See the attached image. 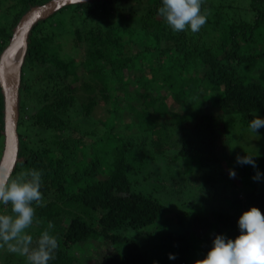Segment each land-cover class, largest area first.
I'll return each instance as SVG.
<instances>
[{
	"label": "trees",
	"instance_id": "1",
	"mask_svg": "<svg viewBox=\"0 0 264 264\" xmlns=\"http://www.w3.org/2000/svg\"><path fill=\"white\" fill-rule=\"evenodd\" d=\"M47 1L0 0V55L21 17ZM160 6L161 0L73 3L30 32L19 158L10 178L42 172V199L33 202L38 222L28 233L35 239L43 225L56 237L49 264H151L150 249L158 258L174 252L176 259L166 261L182 264L193 239L215 225L225 231L253 206L264 213V179H253L251 165H239L226 205L212 202L215 189L199 186L204 193L209 188L212 200L203 211L183 199L190 205L173 210L143 185L156 172L151 159L165 153L199 170L231 159L229 128L253 132L250 121L264 117V0H202L207 22L195 33L172 31ZM72 26L83 51L79 60L62 57L55 46ZM101 108L107 114L102 131L89 125ZM76 110L83 120H75ZM123 112L133 118H122ZM118 124L129 132L115 131ZM4 129L0 85L1 145ZM254 133L263 135L264 127ZM253 158L264 172V152ZM10 212V205H0V214ZM22 258L18 264H27Z\"/></svg>",
	"mask_w": 264,
	"mask_h": 264
},
{
	"label": "clouds",
	"instance_id": "2",
	"mask_svg": "<svg viewBox=\"0 0 264 264\" xmlns=\"http://www.w3.org/2000/svg\"><path fill=\"white\" fill-rule=\"evenodd\" d=\"M158 13L174 32L190 29L195 33L207 22L202 0H161ZM261 127L264 117L255 116L249 123L253 132L258 133ZM236 163L257 169L254 180L264 179L253 155L238 154ZM229 176L235 178V169L229 170ZM41 187L42 172L38 169L29 170L23 178L0 181V205L11 206L10 214H0V247L7 246L9 252L25 257L27 264H49L58 247L56 237L48 231L35 239L27 232L38 222L33 202L41 201ZM238 227L240 234L234 239L223 233L214 235L211 248L197 264H264V213L251 207L239 217ZM169 259L175 260L176 255L170 253Z\"/></svg>",
	"mask_w": 264,
	"mask_h": 264
},
{
	"label": "rangeland",
	"instance_id": "3",
	"mask_svg": "<svg viewBox=\"0 0 264 264\" xmlns=\"http://www.w3.org/2000/svg\"><path fill=\"white\" fill-rule=\"evenodd\" d=\"M56 42L58 43L55 46H58V50L60 52V55H62V57L69 58L71 56L72 57L76 56L78 60L82 57L83 51L77 50L75 46V33L73 31V26L65 33L58 35V39L56 40ZM153 60L155 64L160 65V62L158 61L159 60L158 53L154 55ZM258 72L259 70L255 71V73ZM139 75H140V71L135 70V79ZM74 112H75V117L74 116L73 117L75 118V120L78 119L83 120L84 116L80 113V110H76ZM120 116L129 121L133 118L130 113H125V112H123ZM106 119H107L106 111L105 109L101 108L97 110V112L94 115L95 121H91L89 119L90 120L89 125L93 126L92 127L93 129L100 128V130L102 131L103 127L102 125H100V121ZM114 130L117 132H122V131L129 132L123 127H121L120 124L115 126ZM229 132H230V141H231L230 150L233 151V156L231 159L224 158L216 165L199 170L197 169L198 167H195V164H192L190 162H185V165L183 161L173 162L171 161L169 155L165 153L163 157L157 156L154 159L153 158L151 159V161L149 162L150 163L149 169L151 171L155 170L156 172H153V175L149 178V180H143L142 178L140 181L143 180L144 187H150V188L154 187L159 197L170 207H172L173 210L174 209L180 210L190 205V204L186 205L185 202L182 201V199L186 201H190L191 204H193L194 208H196L199 211L208 209L207 202L211 203L212 201L210 200V198H208L207 195L209 193L208 191L209 188L207 191L204 190L205 191L204 193L201 189H199V186L201 187L209 186L212 190L215 189L216 196H211L213 197V199L215 198L212 202H217L219 204L222 201L220 205H226L225 203L227 202L226 200L228 198L227 196L230 195L231 192L233 191V187H234L233 184H234V180L236 179V177L231 178L229 176V170L235 169L237 174L240 165L234 161V159H236V156L238 154L245 155L251 153V155H255L256 153L264 152V134L263 135L255 134L254 132L251 131L249 132H245L242 130L240 131L239 128L235 126L230 127ZM241 144L243 145V147L242 149H239ZM4 148H5V136L2 145L0 141V162L4 152ZM157 175L159 177L167 178V181L161 179H159L158 181L155 180L159 178ZM189 176L194 179L196 184L193 181L192 182L193 185L191 186V183L188 180L190 179ZM199 178L201 179L198 180ZM202 194L204 195V197H202ZM4 213H8V211L4 209ZM37 225L39 226V224ZM219 226L220 224L215 225L212 229L209 230V232L205 235L204 238L199 237L197 239L195 238L196 240L193 239L192 247H190L189 251L185 253V257H181L182 261L186 264H194V262L197 264V261L202 260L203 259L202 257H205L207 251L212 246V239L214 235L218 233L226 234L228 237L233 239L240 234V230L238 227V220L235 222L233 221V223L230 222L229 224H227V226H224L226 229L225 231L220 230ZM39 229L41 230V232L46 231L43 225L39 226ZM170 253L172 252L170 251L164 252L162 256L158 258L156 257L157 254L154 251V249H150V254H149L150 263L170 264L168 263V261H166L167 259H169V257L165 256L166 254L169 255ZM21 262L24 263V259L22 258V256L19 255L18 253L13 254L12 252H9L7 246H5V248L3 247V249H0V264H18Z\"/></svg>",
	"mask_w": 264,
	"mask_h": 264
},
{
	"label": "water",
	"instance_id": "4",
	"mask_svg": "<svg viewBox=\"0 0 264 264\" xmlns=\"http://www.w3.org/2000/svg\"><path fill=\"white\" fill-rule=\"evenodd\" d=\"M85 1L89 0H83V2ZM73 3L79 2L78 0H49L44 4L32 6L15 26L9 44L0 55V85L5 103V148L0 162V181L10 178L19 158L20 86L30 32L39 20ZM21 46L23 49L14 69L15 71L9 72L8 66L10 65L11 56Z\"/></svg>",
	"mask_w": 264,
	"mask_h": 264
},
{
	"label": "bare ground",
	"instance_id": "5",
	"mask_svg": "<svg viewBox=\"0 0 264 264\" xmlns=\"http://www.w3.org/2000/svg\"><path fill=\"white\" fill-rule=\"evenodd\" d=\"M22 49H23L22 46L19 47L17 49V51L11 56L10 65L8 66L9 72L15 71L14 69H15V67H16V65L18 63L19 56H20V54L22 52Z\"/></svg>",
	"mask_w": 264,
	"mask_h": 264
},
{
	"label": "built area",
	"instance_id": "6",
	"mask_svg": "<svg viewBox=\"0 0 264 264\" xmlns=\"http://www.w3.org/2000/svg\"><path fill=\"white\" fill-rule=\"evenodd\" d=\"M185 264V263H184Z\"/></svg>",
	"mask_w": 264,
	"mask_h": 264
}]
</instances>
